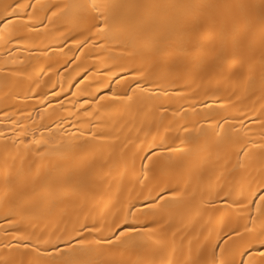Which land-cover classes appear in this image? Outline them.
<instances>
[{
	"label": "bare ground",
	"instance_id": "bare-ground-1",
	"mask_svg": "<svg viewBox=\"0 0 264 264\" xmlns=\"http://www.w3.org/2000/svg\"><path fill=\"white\" fill-rule=\"evenodd\" d=\"M261 240L264 0H0V264H264Z\"/></svg>",
	"mask_w": 264,
	"mask_h": 264
},
{
	"label": "snow or ice",
	"instance_id": "snow-or-ice-1",
	"mask_svg": "<svg viewBox=\"0 0 264 264\" xmlns=\"http://www.w3.org/2000/svg\"><path fill=\"white\" fill-rule=\"evenodd\" d=\"M130 230L134 231L135 229H130ZM260 244H261V245H264V240H261V241H260ZM261 255L264 256V253H262Z\"/></svg>",
	"mask_w": 264,
	"mask_h": 264
}]
</instances>
